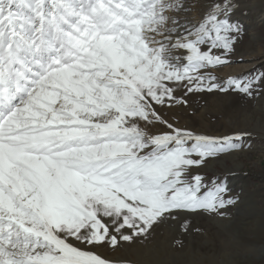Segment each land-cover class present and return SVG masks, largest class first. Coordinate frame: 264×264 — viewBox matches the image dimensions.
I'll return each instance as SVG.
<instances>
[{
	"label": "snow or ice",
	"instance_id": "obj_1",
	"mask_svg": "<svg viewBox=\"0 0 264 264\" xmlns=\"http://www.w3.org/2000/svg\"><path fill=\"white\" fill-rule=\"evenodd\" d=\"M186 11L0 0V264H139L101 250L227 216L238 197L202 170L250 134L190 128L175 110L197 94L264 96V71L218 75L244 33L240 0H208L197 21Z\"/></svg>",
	"mask_w": 264,
	"mask_h": 264
},
{
	"label": "rangeland",
	"instance_id": "obj_2",
	"mask_svg": "<svg viewBox=\"0 0 264 264\" xmlns=\"http://www.w3.org/2000/svg\"><path fill=\"white\" fill-rule=\"evenodd\" d=\"M207 2L184 0L188 7L199 10L204 9L200 4ZM263 2L240 0L241 11L237 13L240 21L253 15L250 8ZM246 10L250 14L245 16L242 13ZM256 15L253 21L259 27L254 32L264 36V23ZM244 33L231 56L233 62L220 69L218 75H243L254 69L264 71V37L252 46L257 36L252 37V30L245 25ZM189 104L190 107L175 110L181 125L217 135L234 131L250 134L245 141L250 146L210 160L202 170L205 176L225 180L230 190L228 194L238 197L236 203L228 207L224 219L208 215L187 217L192 227L199 229L198 232H181L180 225L184 220L181 216L162 225L147 241L141 237L134 245L125 244L101 251L112 260L136 258L139 264H264V252L254 256L264 244V231L260 234L254 231L264 223V96L249 100L231 93L197 94L189 97ZM175 238L183 241V247H173ZM251 256L255 258L252 260Z\"/></svg>",
	"mask_w": 264,
	"mask_h": 264
},
{
	"label": "bare ground",
	"instance_id": "obj_3",
	"mask_svg": "<svg viewBox=\"0 0 264 264\" xmlns=\"http://www.w3.org/2000/svg\"><path fill=\"white\" fill-rule=\"evenodd\" d=\"M253 2V1H252ZM200 5H202L203 7L205 6V4H200ZM199 5V6H200ZM259 5V4H258ZM198 6V7H199ZM257 6V5H256ZM203 7H201V8H203ZM244 9V8H243ZM248 9V8H247ZM252 9V12H253V15H249L250 17H247L246 15V19L244 20V21H241V23L243 24V25H245L249 30H252V37H255V36H257L256 38H255V40H254V42L252 43V46H255L256 45V43L258 42L257 40H259V38H261V37H264V36H258L257 35V33L256 32H254V30H255V28H258L259 27V24L257 23V24H255L254 23V17L253 16H255L256 14H258V16H260L261 17V19H262V23H264V2L260 5V6H257V7H252V8H250V10ZM202 11H204V9H201ZM201 10H199V9H195V7L194 6H190L189 5V7H188V11H186V12H184V13H181L180 15H181V18L182 19H187V20H190V21H197V19L199 20V18H200V16H201ZM243 11V10H242ZM252 12H251V14H252ZM246 14H250L249 13V11L248 10H246ZM255 14V15H254ZM239 16V15H238ZM257 16V15H256ZM258 18V17H257ZM260 19V18H259ZM263 25V24H262ZM264 27V26H263ZM261 31V30H260ZM245 34V33H244ZM251 34V33H250ZM248 35V34H247ZM242 36H244V35H242ZM249 38H250V35L248 36ZM253 41V40H252ZM260 41V40H259ZM242 42V41H241ZM258 47V46H257ZM254 210V209H253ZM254 226V225H253ZM252 227V226H251ZM248 228H249V226H248ZM246 230V229H245ZM254 231H256V233H258L259 232V234L262 232V231H264V223H260V225H259V228H255L254 229ZM245 232V231H244ZM246 234H247V231H246ZM259 234H256L257 236L259 235ZM263 235V234H262ZM247 236V235H246ZM250 237V236H249ZM253 239V238H252ZM258 247V246H257ZM264 252V244H262V246H260V248L259 249H257V253L254 255V256H257V254L258 253H263ZM259 255V254H258ZM254 256H251V258L250 259H252L253 260V258H255Z\"/></svg>",
	"mask_w": 264,
	"mask_h": 264
}]
</instances>
